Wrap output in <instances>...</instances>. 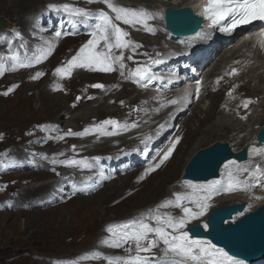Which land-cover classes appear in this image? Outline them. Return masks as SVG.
I'll list each match as a JSON object with an SVG mask.
<instances>
[{"label":"rangeland","instance_id":"374dc122","mask_svg":"<svg viewBox=\"0 0 264 264\" xmlns=\"http://www.w3.org/2000/svg\"><path fill=\"white\" fill-rule=\"evenodd\" d=\"M49 1L52 0H0V15L9 25L14 24L25 33L35 13L41 11L42 14L43 10L39 8L43 9L46 7L45 5ZM115 1L121 2L124 5H140L142 2H151L155 4V9L158 7V10L160 4L163 2L162 0ZM174 1L177 2L178 0ZM5 35L14 37L12 32ZM160 36L164 37L163 34L158 32L155 37H147L153 44V47L150 49L151 52L155 51V47L158 45L156 43H158ZM49 40H53L49 42L50 46L55 44L54 49H59V52L57 53L54 50V53L52 51L50 58L44 66L33 71L21 69V71L17 72L16 77L15 73L12 75L7 73L3 78L0 77V80L2 79L0 81V151H6V156L0 157V159L12 160L18 157L20 152H26L25 154L31 152L35 154L34 151L42 150L40 152L41 156L45 160L47 157L50 163H52L54 159L53 155L57 158L59 157L56 155L58 153L66 154L71 152L74 142L78 143V149L84 153L115 154L116 151H121L125 148L126 144L124 143L126 141L123 139H114L106 144H102L100 140L93 142L92 140L95 137H87L86 141L73 139L57 141L58 143H55L56 141H53L54 139L48 141V136L57 137L52 133L54 129L72 128V130H80L84 125L86 126L100 121L107 116H113L111 113L116 114L121 119L123 117L129 119L130 109L138 106L137 104H139V100L142 98L137 97L136 99H131V96L120 94L123 88V84L121 83H126L124 81L123 71H117L112 74L99 70L93 71L103 72V75H109H101L97 79H90L86 83H81L80 86L75 85V76H79V74H73L65 80L60 79L54 71L55 66L61 63L63 59H67L71 55L69 52L86 45V41H84V38L80 39L76 37L63 39L49 37ZM5 42L6 38L3 39V32H0V72L2 66L6 64V54L8 53L4 49ZM169 43V41L164 39L165 45ZM250 46H248L249 48H244V52L246 54H254L256 58L259 57V54L251 49ZM147 48L145 45L139 49V53L137 52L138 54H135V58L141 56L143 51L149 50ZM221 48L222 46H217L216 49V52L219 54L218 58L230 54V52H227L223 55L222 52L224 53V50L220 51ZM131 50L128 48L124 50L125 52H122V55L127 58H124L122 65L132 61L133 57L130 54L136 50L133 48L130 53ZM251 58L242 63V68L243 66L245 67L240 70L239 75L235 79L227 75V70L231 66L230 64L226 65L225 71L217 78L220 81L225 76L230 77L234 81L223 92L225 94V101L221 103V108L225 110L224 116L218 117L219 115H215V119H213L214 122L224 121L228 128L220 129L215 127L211 129L213 133H211L212 131L199 133L194 139V142L190 144V149L187 148L184 151V158L181 161L177 160V155L172 156L176 153L179 146L184 148L189 143L184 142L188 131L186 128H183L180 121L183 116L180 120H176L174 127L168 132L174 135V139L171 140L168 134L167 139L163 140L159 145L168 147L165 148V152L160 158L161 162H159V169L157 171L150 172L146 164L138 165L139 167H145L143 168V172L140 170V172L134 171L136 168L129 170L126 174L124 172L120 177L117 176L110 179V181L105 180L104 186L101 189L93 190L89 194L72 196L71 193H65L66 190L70 189L69 184L66 183L58 186L55 184V181L60 178L58 174L54 171L51 172L48 169H44L41 166L40 168L25 169L20 163V170L0 174V201H4L6 198H15L13 201L14 206L11 208L4 206L5 203L0 202V264H63L62 259H66L67 264H134L136 256L143 251L151 247L156 249L161 247L157 242L158 236L152 234L144 237L141 231L145 233L150 232L152 221L165 226L166 221L169 219L168 212L171 214L178 210V208L175 210L166 205L173 201V189L176 190L178 184H180V174L189 157L198 148L206 146L215 140L228 141L232 147L234 146L238 149L245 139L254 135L255 131L252 129L260 121L261 118L259 119V117L264 115V91H262L264 90V83L255 82L256 76H264V58L259 65L261 68L255 71L253 70V59ZM230 59H227L228 63ZM215 62H209L211 65L208 68L212 69L215 66ZM212 72H215V70ZM26 74L34 82L31 85H27L28 81L25 79L27 77L25 76ZM208 77H205L203 73L200 75V79L203 81ZM114 80L117 82H114ZM242 83L247 85V89L242 88ZM14 84H17L16 89L9 90L8 87ZM207 88H205L206 95L207 93L218 92L215 86L211 85ZM110 89H113V91H110ZM256 89L260 92H253ZM4 91L10 94H4ZM56 95L57 97L55 98ZM206 95L202 97L198 108H194L196 117L193 118L189 129H194L199 124L198 119L201 120L203 118V111L210 104L209 95ZM101 97L106 98V103L102 104L97 101ZM60 100H64L63 105L59 104ZM228 103L233 106L231 110L227 106ZM142 104H145L144 100H142ZM148 106L150 105L146 104V106L140 107L142 109L141 122L142 124L144 123L143 126L145 127H149L146 124L149 117L153 118L160 113L163 114L160 108L156 106H153V113L149 112ZM167 113H169L168 110L165 111L164 116ZM183 115L187 118L185 112ZM81 116H84V118ZM233 119H237V121H233ZM58 120L60 121L58 122ZM167 120L164 119V123H157L156 127H164ZM180 124L181 133H177ZM38 126L44 129V133L37 130ZM207 126L211 128L214 125L208 124ZM241 127L243 129L235 133ZM138 136H141L139 129L130 134V137L134 138V143H132V140H129L131 145H127L134 147ZM118 142H120L118 145L115 144ZM109 145L112 146L109 147ZM136 151L140 152V147L136 148ZM254 154L256 155L255 158L260 156V153L256 151L252 153V158ZM43 157L40 158L41 161H44ZM104 157L106 156L104 155ZM171 157L173 159L169 165L173 163V160H177L175 162V167L178 169L177 176L174 181L166 184L164 191H161V188L157 190L156 187L158 185L162 186L164 177H166V171H163L162 165L166 160L171 159ZM154 159L155 157L151 160ZM263 159L264 157H261L259 163ZM252 161L249 158V161L245 163L247 164L246 168H252L253 164L257 163V160L254 163ZM230 165L226 168L229 169L230 167L237 166L235 163H231ZM40 171L42 175H40L41 173L39 174ZM243 172L249 175V177L255 174V170H244ZM243 172H238V175L245 174ZM148 174L149 176H147ZM25 175L28 177H24ZM131 176H135L136 179L132 184L126 186L125 183ZM263 181L264 179H261L262 183ZM142 183L145 184L139 187L138 184ZM253 187H255L254 182L249 187L246 184L235 195H224L216 199L215 205L231 203L229 202L230 200H227L228 198L240 197V200L250 201V206L253 205L255 207L258 198L260 196H262V199L264 198V186L256 187L258 188L257 190L250 191L249 189L251 188L253 190ZM55 189H59L61 192H56ZM86 201H89V203L87 204ZM172 207L176 208V205L173 204ZM125 217H135L136 221L141 219L142 221H140L143 223L144 228L137 231V228L133 227L129 231L124 224L112 228L113 223L126 220ZM152 217L156 219L153 220ZM98 234H101L100 239L98 238Z\"/></svg>","mask_w":264,"mask_h":264},{"label":"bare ground","instance_id":"6f19581e","mask_svg":"<svg viewBox=\"0 0 264 264\" xmlns=\"http://www.w3.org/2000/svg\"><path fill=\"white\" fill-rule=\"evenodd\" d=\"M159 1H161V0H159ZM163 2L160 4V8L161 7H163V6H166V5H171V6H174V7H179V6H184V5H189V4H195V3H197V1L198 0H178L177 2H175L174 0H162ZM116 5L117 6H121V5H124V4H121V2H116ZM127 4H125L124 6H126ZM25 6V5H24ZM135 6H136V4L134 5V4H129V7L131 8V9H133V8H135ZM45 8V7H44ZM159 8V9H160ZM47 13V10L46 9H43V11H42V14H41V11H38V13L36 14V16L37 15H39L40 14V16H42V15H44V14H46ZM32 22H38V19L37 18H35ZM46 28H48V26H46V25H44L43 26V29H45L46 30ZM132 32H133V38H134V40L136 39H140V41H142V42H144V43H146V46L148 47L147 49H151L152 47H153V44L147 39V37H149V36H147V35H144L141 31H140V33H139V31H137L136 29H135V27L132 29ZM165 36H166V34H165ZM223 38H225V37H222L220 34H218V33H216V32H212L210 35H209V39L207 40V42L206 43H204L198 50H192L191 52H189V53H186V54H184V56L180 59V61L178 62V66H179V68L180 69H182V70H185L186 72H187V74H188V76H189V79L193 82V85L195 86V83H196V80H197V76H198V74L199 73H201L200 75H202V73L204 74V76L206 77V76H209L205 81H203L202 79H200V88H201V90H200V94L196 97V86H195V89L192 91V92H189V93H187L185 96H182V95H180V96H178V102H177V104L175 105V107L174 108H179V110L177 111V112H174L173 110H171V116L173 117V122H175L176 120H180L181 119V117L183 116V118H182V120H180L181 121V123H182V126H183V128H186L187 129V131H188V133H187V135H186V138H185V143L186 142H189L188 143V146H186V147H184V148H182V146H179L178 148H177V151H176V153H174L173 154V156L172 157H174V155H177V160H179V161H181L184 157V151L188 148V149H190V144H192L193 142H194V139L196 138V136L199 134V133H201V132H210V131H212L211 129L213 128H215V127H218V128H220V129H224V128H228V126H227V124L226 123H224V121H219V122H214V120L213 119H215V115H219L218 117H223L224 116V109L223 108H221V103H223L224 101H225V94H223V92L227 89V87H228V85L230 84V83H232V82H234L233 80H231V78L232 79H235L236 77H237V73H238V71H239V69H243L245 66H243V68L240 66V64H242V62H244V61H246V60H249V58H251V59H253V70L255 71V70H259L261 67L259 66L260 64H261V61H263L262 59L264 58V51L263 52H261L259 49H257V48H255L254 49V51L255 52H257V54H259V57H255L254 56V54H246V52H244V48H249L248 46H249V42L248 43H242L241 45H239L238 47H236V49H234V48H231V50H226V49H224V53H229L230 52V54H228V55H225L224 57L222 56V58L220 57V58H216L215 56H213V52L217 49V46H222V45H224L223 43H219ZM146 41V42H145ZM156 44H158V50H161V51H163V53L165 54V55H167L168 53H170V49L169 48H167L166 46H165V44H164V37L163 36H160L159 38H158V43H156ZM226 45L228 46V45H230L229 44V42H226ZM63 49V48H62ZM211 49V50H210ZM232 49H233V51H232ZM55 50V52L57 51V53L59 52V49L57 50V48H55L54 49ZM133 50V49H132ZM132 50L130 51V53L132 52ZM167 50V51H166ZM247 51V50H246ZM250 51V50H249ZM54 52V51H53ZM125 52V51H124ZM61 53V52H60ZM127 53V52H126ZM139 53V52H138ZM137 53V54H138ZM155 53V52H154ZM236 53H239L238 55H234V54H236ZM252 53V52H251ZM262 54V55H261ZM59 55V54H58ZM61 55H63V54H61ZM135 56V55H134ZM139 56V55H138ZM61 57V56H60ZM126 57V56H125ZM231 58V59H230ZM238 58H240L241 60L240 61H237V62H233L234 60H237ZM259 58V59H258ZM51 59H53V58H51ZM125 59H127V58H125ZM165 60H170L171 59V57H165L164 58ZM227 59L229 60L230 59V62L228 63V61H227ZM213 60H215L216 62H215V66L217 65V67H213L212 69H210V68H208V66L209 65H211V63H213ZM59 61V60H58ZM205 61H208V64H206V65H203V63L205 62ZM226 61V62H225ZM209 62H211V63H209ZM251 62H252V60H251ZM232 63V64H231ZM227 64H230L231 66H230V68L227 70V75H230V77H225V76H223L222 77V79L219 81L217 78H218V76L220 75V74H222V72L223 71H225L224 69H225V67H226V65ZM247 67V66H246ZM249 67V66H248ZM193 68H196L195 69V71H192L193 70ZM250 69V68H249ZM210 70V71H209ZM213 70H215V72H212ZM19 71H21V69H17V70H15V71H13L12 73H11V75L13 74V73H15V77L17 76L16 74H18L17 72H19ZM40 72V71H39ZM74 74H79V76L77 75V76H75V85H77V86H80V84L81 83H86L87 81H89L90 79H93V78H98V76H101V75H103L104 73L102 72V73H99V72H93V71H91V70H84V69H79V70H77V71H75V73ZM107 75H109V74H107ZM107 75H103V76H107ZM232 75V76H231ZM239 75V74H238ZM25 76H27V74L25 75ZM262 75H259V77L258 76H256V79H255V82H258V83H264V76L263 77H261ZM14 77V78H15ZM3 78V77H2ZM13 78V77H12ZM25 78V77H24ZM110 78V77H109ZM113 78H115V77H113ZM28 82H27V85H31L32 83H34L33 82V80H31L28 76L25 78ZM57 79V78H56ZM112 79V78H111ZM120 79V78H119ZM205 79V78H204ZM14 80V79H13ZM58 81H59V79H57ZM63 80H65V79H63ZM118 80V79H117ZM0 81H2V79L0 80ZM100 81V80H99ZM107 81L109 82V80L107 79ZM113 81V80H112ZM114 82H117L116 80H114ZM24 83V82H23ZM257 83V84H258ZM25 84V83H24ZM104 84V83H103ZM113 84V83H112ZM111 84V85H112ZM116 84V83H115ZM121 84H123L122 86H123V88H122V91L120 92V94H123V95H125V96H131V99H136L137 97H144V98H148L149 100H155V97L154 96H151V94H150V92L149 91H147V90H142V89H140L139 87H137V86H134V85H131V84H129V83H121ZM90 85V84H89ZM215 86L216 87V89H217V93H210V94H208L207 93V95H209L208 97H209V99H210V104H209V106L203 111L204 112V116H203V118L201 119V120H199L198 119V121H199V124L194 128V129H189L190 128V125H191V122H192V120H193V118L194 117H196V111L194 110V108L196 107V108H198V106H199V103H200V101H202V97L204 96V95H206V90H205V88L206 89H208L207 87H210V86ZM84 86V85H83ZM97 86V85H96ZM106 86V85H105ZM104 86V87H105ZM110 86V85H109ZM113 86V85H112ZM117 86V85H116ZM119 86V85H118ZM90 87V86H89ZM108 87V86H107ZM9 88V87H8ZM242 88L243 89H247V85L245 84V83H242ZM257 88V87H256ZM108 89V88H107ZM113 91V89H110V91ZM80 91V90H79ZM245 91V90H244ZM262 91H264V90H262ZM261 91V93H263ZM253 92H255V93H259L260 91L258 90V89H256V91H253ZM252 92V93H253ZM80 93H81V91H80ZM250 93V92H249ZM4 94H10V93H8L7 91H4ZM41 94V93H40ZM56 94H58V93H56ZM219 94V95H218ZM61 95V94H60ZM59 95V96H60ZM206 95V96H207ZM240 95V94H239ZM256 95H258V94H256ZM62 96V95H61ZM120 96V95H119ZM173 95H170V96H168L167 98H166V103H167V101H168V99L170 98V97H172ZM259 96H261V95H259ZM57 97V95L55 96V98ZM84 97V96H83ZM52 98H53V96H52ZM60 98V97H59ZM62 98V97H61ZM64 99V98H63ZM75 99V98H74ZM130 99V98H129ZM76 101V100H75ZM98 102H101L102 104L103 103H106V98L105 97H101L99 100H97ZM83 103V102H82ZM136 103V102H135ZM142 103V102H141ZM166 103L164 104V107L165 108H169V106L168 105H166ZM59 104L60 105H63L64 104V100H60V102H59ZM101 104V105H102ZM121 104V103H120ZM248 104H250V103H248ZM248 104H247V106H248ZM49 105V104H48ZM71 105V104H70ZM69 105V106H70ZM89 105V104H88ZM193 105V106H192ZM250 105H252V104H250ZM143 106H146V104H142V106H140L139 105V107L138 108H140V107H143ZM190 106H192L190 109H189V107ZM227 106H229V110H231V108L233 107V106H231V104L230 103H228L227 104ZM254 106V105H253ZM58 107V106H57ZM56 107V108H57ZM125 107V106H124ZM132 107V106H131ZM149 108H148V110H150L149 112H151V113H153L152 112V110H153V106H148ZM245 108V107H244ZM239 109V108H238ZM54 110V109H53ZM83 110V109H82ZM143 110H147V109H143ZM170 110V109H169ZM245 110V109H244ZM70 111H71V109H70ZM127 111V110H126ZM155 111V110H154ZM246 111V110H245ZM185 112V114L187 115V118L183 115V113ZM247 112V111H246ZM69 113V112H68ZM66 114H67V112H66ZM85 114V113H84ZM84 114H82V115H84ZM119 114V113H118ZM81 115V114H80ZM111 115H113V116H117L116 114H114V113H111ZM243 115H246V114H243ZM70 116V115H69ZM85 116V115H84ZM84 116H81L82 118H84ZM126 116V115H125ZM77 117V116H76ZM79 117V116H78ZM87 117V116H86ZM123 117V116H122ZM129 117V116H128ZM262 117H264V115L262 116ZM261 116L259 117V119L260 118H262ZM72 118H74V117H72ZM93 118H95V117H93ZM186 118V119H185ZM61 119V118H60ZM71 119V118H70ZM125 119V118H124ZM128 119V118H127ZM165 119V116L163 115V114H159V115H157L156 117H149L148 118V121L146 122V124L148 125V126H155L156 125V123L158 122V121H160V122H163V120ZM84 120V119H83ZM86 120H88V119H86ZM60 120H58V122H59ZM76 121V120H75ZM91 121V120H90ZM125 121H126V119H125ZM233 121H237V119H233ZM68 122V121H67ZM81 122V121H80ZM170 122V120H168V123ZM74 124H75V122H74ZM84 124V123H83ZM208 124H210V125H214L213 127H211L210 128V126H207ZM80 126V125H79ZM78 126V127H79ZM85 126V125H84ZM205 126H207V127H205ZM64 127V126H63ZM77 127V128H78ZM81 127V126H80ZM83 127V126H82ZM243 127V126H242ZM239 128L237 131H235V133H238V132H240L243 128ZM180 128H181V124H180V126H179V130H178V132L177 133H179L180 132ZM259 128V123L257 124V125H255V127L252 129V130H254L255 131V133H256V131H257V129ZM166 130H168L167 129V126L165 127V129L164 130H162V129H159V128H155L154 129V131H152V132H149V136H151V139H149L148 140V138H146V140L145 141H148V147H149V149H151L153 146H154V144L157 142V140H158V138H160L161 136H162V134L166 131ZM174 130V129H173ZM133 133V132H132ZM181 133V132H180ZM211 133H213V131L211 132ZM255 133H254V135L252 136V137H250V138H247V139H245L244 141H243V144L241 145V146H239V148L240 147H242V146H244V145H247V143L250 141V142H254V136H255ZM178 135V134H177ZM46 137V136H45ZM54 137V136H53ZM43 138V137H42ZM78 139H80V140H83V141H86L87 140V137H78ZM114 139H117V140H119V139H123L124 141H127L128 140V136H119V137H115V138H104V139H101L100 141H101V143L102 144H106V143H109L110 141H112V140H114ZM47 140V139H46ZM95 140H97V138H95V139H93L92 141L94 142ZM131 140V139H130ZM228 142V141H227ZM65 143V142H64ZM71 143V142H70ZM75 143V142H74ZM100 143V144H101ZM120 142H118V143H116L117 145L119 144ZM212 143V142H211ZM76 144V143H75ZM210 144V143H209ZM209 144H207V145H209ZM130 145V144H129ZM128 145V146H129ZM206 145V144H205ZM206 145V146H207ZM231 145V144H230ZM93 146V145H92ZM131 147V146H130ZM202 147H204V146H202ZM262 147V146H261ZM95 148V147H94ZM233 149H237V148H235L234 146L232 147ZM238 148V149H239ZM258 148H260V146L259 147H256V146H254V145H252V146H250V149H251V152H250V157L249 158H251L253 161V163H254V161L255 160H257V163L259 162V159L261 158V157H264V154H262V153H260V152H258L257 150H254V149H258ZM15 151V150H14ZM258 152V153H260V156L258 157V158H255L256 157V155L254 156L253 155V158L251 157L252 156V153H254V152ZM164 152H165V150H164ZM163 152V153H164ZM179 152V153H178ZM187 152V151H186ZM17 153V152H16ZM26 153V152H25ZM24 152H20L19 154H18V157L21 159V163L22 164H25V165H27V166H31V164H30V162H28V160H30V159H32L33 160V162H35V165H41L44 161H41L40 160V158L42 157V156H37L36 154H32L31 152H29L28 154H25ZM162 153V154H163ZM194 153V152H193ZM67 154V153H66ZM125 152H123V151H121L120 153H119V155H117V156H115V154H114V163L113 164H111V166H110V169H111V167L113 166V167H118L123 161H120V162H118V159H121L123 156H125ZM14 155V154H13ZM17 155V154H16ZM171 157V159H168V160H166L164 163H163V165H162V167H163V171H166V177H164V181L162 182V186H159L158 185V187H156V189L158 190L159 188H161V191H164V189H165V187H166V184L167 183H171L172 181H174L175 180V178H176V176H177V171H178V169H176V161L177 160H173V163L171 164V165H169L170 164V162L172 161V158ZM134 163H136V164H138L139 162H140V159L139 158H136V156H134ZM154 158V157H153ZM249 158H248V160H249ZM132 160H133V157L131 158ZM151 160V159H150ZM155 160V159H154ZM154 160H151V161H154ZM178 161V162H179ZM158 162H161V160L160 159H158V160H156L155 162H154V165H157V163ZM106 164V163H105ZM226 164H229V162H227ZM153 166V165H152ZM185 166V165H184ZM231 166V165H230ZM256 167H260V166H258V165H256ZM38 168H40V166L38 167ZM127 168H129V170H132V169H134V168H136V169H134V171H136V172H140V171H144L143 170V168H141V167H135V166H131L130 164L127 166ZM56 169H59V168H56ZM184 169V168H183ZM140 170V171H139ZM255 170V169H254ZM44 172V171H43ZM72 171H68L67 172V174L68 173H71ZM117 172H119V171H117ZM220 172V171H219ZM221 172H222V170H221ZM241 172H243V171H241ZM33 173V172H32ZM34 173H36V172H34ZM41 173V171L39 172V174ZM243 173H245V172H243ZM118 175H121V173H117ZM219 174V173H218ZM218 174H217V176H218ZM40 175H42V173L40 174ZM106 175H108V172L106 173ZM138 176V175H137ZM147 176H149V174L147 175ZM240 176H243V178L244 179H248V183H247V185L248 186H250V184L251 183H253L254 182V185H255V187H253L254 189L253 190H251V188H250V191H254V190H257L258 188H256V187H261V186H264V181H263V183L261 182V179H264V164L262 165V168H258V169H256L255 170V174L254 175H251V177H249V175H247L246 173L245 174H243V175H240ZM24 177H28L27 175H25ZM39 178V177H38ZM147 178V177H146ZM135 179H136V177L135 176H131V177H129L128 178V181L125 183V185L126 186H128V185H130V184H132L134 181H135ZM148 179V178H147ZM149 180V179H148ZM214 180V179H213ZM56 182V183H55ZM54 183L55 184H57L58 186H60L61 184L63 185V184H66L67 183V179L65 178V176H61L57 181H55ZM115 182V181H114ZM146 182V181H145ZM114 184H116V183H114ZM113 184V185H114ZM145 183H142V184H138L139 185V187H141L142 185H144ZM111 185V184H110ZM54 190V189H53ZM56 190V192H61L59 189L57 190V189H55ZM49 191V190H48ZM175 191H178V190H175V189H173V192H175ZM50 192V191H49ZM70 193V190L68 189V190H66L65 191V193ZM39 193V192H38ZM48 194V193H47ZM47 194H46V196H47ZM38 195V194H37ZM52 195V194H51ZM254 195H256V194H254ZM253 196V195H252ZM94 197V196H93ZM262 196H260L259 198H258V202H256V206L257 205H259V204H262V203H264V198L262 199L261 198ZM84 198V197H83ZM45 199V198H44ZM82 199V198H81ZM238 199V200H237ZM84 200H86V199H84ZM227 200H230L229 202H240V201H244L245 203H249L250 201H246V200H244V199H241L240 200V197H231V198H228ZM253 200V199H252ZM251 200V201H252ZM37 202V201H36ZM86 203L88 204L89 203V201H86ZM223 203V202H222ZM38 204V203H37ZM172 207V206H171ZM172 208H174V207H172ZM251 208V207H250ZM254 208V207H253ZM132 210V209H131ZM172 211V210H171ZM152 212V211H151ZM155 212H156V210H155ZM127 216V215H126ZM126 218V217H125ZM119 220V219H118ZM102 234V233H101ZM101 234H98V238L100 239L101 238ZM103 236V235H102ZM105 238V237H104Z\"/></svg>","mask_w":264,"mask_h":264},{"label":"water","instance_id":"95a60500","mask_svg":"<svg viewBox=\"0 0 264 264\" xmlns=\"http://www.w3.org/2000/svg\"><path fill=\"white\" fill-rule=\"evenodd\" d=\"M167 28L174 34L180 35L194 31L200 23L199 17L189 7L174 8L168 6L165 10ZM9 25L0 15V28ZM256 132L258 144L264 141V118L259 122ZM231 157L246 158V147L242 146L233 152L226 141L215 140L205 147L197 149L189 158L184 168V177L196 179H209L218 174L220 166ZM243 204L221 205L214 208L208 217L211 226L204 232L199 224L194 232L206 234L216 242L225 245L232 253L242 255L249 260L264 257V203L256 209L245 213L234 224L222 225L226 217H230L237 210L241 211Z\"/></svg>","mask_w":264,"mask_h":264}]
</instances>
